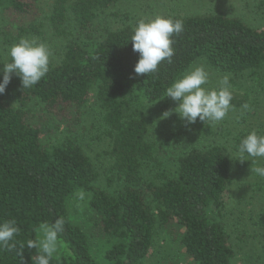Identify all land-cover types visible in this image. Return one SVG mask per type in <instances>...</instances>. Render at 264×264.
I'll use <instances>...</instances> for the list:
<instances>
[{
	"label": "trees",
	"instance_id": "16d2710c",
	"mask_svg": "<svg viewBox=\"0 0 264 264\" xmlns=\"http://www.w3.org/2000/svg\"><path fill=\"white\" fill-rule=\"evenodd\" d=\"M39 1L0 0L3 43L11 46L42 34ZM118 2L54 0L46 23L64 38L58 58H50L46 76L28 89L13 72L0 94V220L14 218L20 228L17 248L0 249V264H33L36 249L25 248L22 258L20 245L35 238L39 223L57 218L64 220L59 239L67 252L50 264H101L91 251L97 233L111 244L106 264H140L163 227L183 247L189 264H239L222 220L233 177L227 145L193 143L167 166L160 158L163 146L148 139L146 107L167 100L163 96L170 83L198 62L234 83L247 74L264 84V28L221 12L165 14L183 20V30L173 36L172 63L165 60L156 72L137 75L139 53L130 41L137 22L111 12L123 20L95 33L97 19ZM3 58L0 54L5 63ZM232 94V106L250 100L248 93ZM92 99L100 108L98 137L110 144L112 162L104 176L77 137L44 142L43 126L30 106L42 105L73 133ZM190 127L202 138L214 133L211 123L199 118ZM249 132L235 135L236 150ZM102 176L107 187L99 185ZM79 190L85 192L83 201L75 197ZM256 224L264 249V211Z\"/></svg>",
	"mask_w": 264,
	"mask_h": 264
},
{
	"label": "rangeland",
	"instance_id": "374dc122",
	"mask_svg": "<svg viewBox=\"0 0 264 264\" xmlns=\"http://www.w3.org/2000/svg\"><path fill=\"white\" fill-rule=\"evenodd\" d=\"M54 0H40L39 7L41 16L45 22L43 32L40 36H33L29 39H36L45 43L51 51V57L57 59L62 50L64 38L57 36L47 24V16L50 13ZM262 0H119L118 4L100 16L96 21V34H99L108 23H117L123 20V14H127L129 20L137 22L141 18L153 17L157 14H195L202 12H221L228 16L242 17L247 23L255 27L264 28V7ZM111 12H118L121 17L113 16ZM3 14L0 13V22ZM126 19V18H124ZM74 27V26H73ZM71 29H73L71 27ZM10 46L3 43L0 37V54L4 56L3 61L9 62L8 49ZM203 64L209 73V87L216 86L219 80L225 75L212 70L204 62ZM0 73H4V65L0 67ZM229 76V75H228ZM263 82V81H262ZM231 91L248 93L250 96L247 108L242 106H232L227 116L220 122L211 123L213 134L202 138L195 129L180 119L179 114L172 111L178 106V101L167 98L161 104L147 103L146 115L150 124L148 139H156L163 146L160 155L161 160L170 166L171 158L174 155L188 149L189 145L199 143L225 144L227 145L232 161V183L227 189L225 196L226 208L222 220L230 234V239L235 249V261L239 264H263L264 249L262 247L260 230L256 224L258 214L264 211V177L251 174V160L237 158L238 151L234 146V137L242 131H264V84L258 83L247 74L237 82H232L229 76ZM30 104L34 109L41 126H43V140L46 143H57L67 135H73L83 143L89 155L104 176L109 168L112 159L108 154L110 148L109 139L104 136L99 138L102 127L100 126V108L92 99L87 104L86 113L82 117V122L70 133L64 124L47 112L42 105ZM169 111L171 114L162 118L163 114ZM181 132L174 137L177 130ZM237 158V159H236ZM246 159H251L246 156ZM260 165H264V159L257 158ZM256 166V165H253ZM101 177L99 185L107 187V180ZM116 186V185H115ZM81 217V213L78 215ZM83 221H87L84 216ZM90 225L92 221H90ZM94 231V226H91ZM92 239L91 251L96 260L101 264H106L105 254L111 244L108 239L98 236ZM66 247L60 241L59 251L56 257H61L66 253ZM140 264H189L183 247L174 236L164 227L155 236L151 252Z\"/></svg>",
	"mask_w": 264,
	"mask_h": 264
},
{
	"label": "clouds",
	"instance_id": "9594fccd",
	"mask_svg": "<svg viewBox=\"0 0 264 264\" xmlns=\"http://www.w3.org/2000/svg\"><path fill=\"white\" fill-rule=\"evenodd\" d=\"M183 30V20L172 16L157 14L141 18L132 28L130 41L133 51L139 53V60L134 72L137 75L152 74L158 70L163 61L172 63L174 55V34ZM10 62L4 64L3 79L0 81V94H3L15 72L21 79L23 89H28L46 76L49 71L51 51L48 46L36 39L22 37L8 49ZM209 73L203 64L190 66V69L175 78L166 88L163 97L178 101L173 109L180 119L187 124L200 121L217 123L222 121L232 108L233 94L230 89L229 76L224 75L216 86L209 87ZM248 107L247 104L244 105ZM171 112L166 111L162 118ZM237 158L241 161L251 160V174L264 177V165L257 158L264 159V134L253 130L243 137L238 145ZM247 157L251 159H246ZM236 158V159H237ZM256 165V166H253ZM77 201L85 199V192L79 190ZM64 230V220L57 218L54 222H41L34 229L36 236L21 244L18 254L23 258L25 248L36 249L32 256L33 264H50L60 247L59 236ZM20 228L14 218L0 220V249L9 251L17 248L16 237Z\"/></svg>",
	"mask_w": 264,
	"mask_h": 264
}]
</instances>
